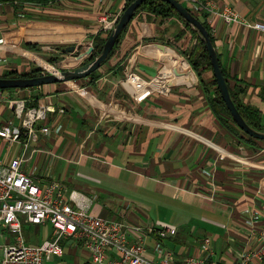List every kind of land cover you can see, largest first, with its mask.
Returning <instances> with one entry per match:
<instances>
[{
  "label": "crops",
  "instance_id": "obj_1",
  "mask_svg": "<svg viewBox=\"0 0 264 264\" xmlns=\"http://www.w3.org/2000/svg\"><path fill=\"white\" fill-rule=\"evenodd\" d=\"M212 1L264 23V0ZM125 6L124 0L0 3V75L28 71L33 62L47 69L43 58L80 65L83 47L103 32L100 15L122 13ZM207 19L231 85L243 87V103L264 115V30L226 24L210 13ZM181 28L176 17L164 24L159 17L136 16L118 53L95 79L5 90L0 124L21 123L9 100L49 109L36 124L35 138L25 130L20 142L0 138V161L7 165L21 156L24 172L38 185L58 182L73 195L74 206L86 201L96 215L143 227L156 221L175 225L177 234L163 240L174 264L205 255L234 264L253 249L264 224V141L247 139L215 114L207 98L211 90L202 85L213 71L200 76L181 53L194 44L192 35L168 43ZM72 45L80 56L65 50ZM37 226L49 227L51 236L50 224ZM147 243L156 258L155 237ZM64 247L73 264H91L88 250L71 238Z\"/></svg>",
  "mask_w": 264,
  "mask_h": 264
},
{
  "label": "built area",
  "instance_id": "obj_2",
  "mask_svg": "<svg viewBox=\"0 0 264 264\" xmlns=\"http://www.w3.org/2000/svg\"><path fill=\"white\" fill-rule=\"evenodd\" d=\"M179 1L195 12L206 11L222 17L226 24L244 23L264 30V23L249 22L231 6L218 7L212 0ZM124 2L126 5L127 0ZM122 13L101 14L98 20L100 31L110 32ZM89 45L92 46L93 42ZM5 98V90H0V104ZM9 103L21 123L0 124V138L8 142H20L22 130L26 131L28 138H35L36 124L46 118L49 107L26 108L24 101L18 99L9 100ZM42 131L48 132L49 127H43ZM22 163L21 156L12 158L7 165L0 161V236L4 235V230L10 233L6 235L0 264H47L50 256L62 257L65 254L64 241L68 238L88 250L91 264H174V253L164 245L163 240L177 234L175 225L156 221L143 227L96 215L86 201H79L74 206L73 195H68L58 182H52L45 188L38 185L24 172ZM26 224H50L52 234L41 242H29L24 229ZM151 236L155 237L152 251L156 258L149 254L147 241ZM209 243L210 237L206 236L203 246L207 251ZM186 262L223 264L219 260L210 261L207 255L189 256ZM234 264H264V224L253 249L241 254Z\"/></svg>",
  "mask_w": 264,
  "mask_h": 264
},
{
  "label": "trees",
  "instance_id": "obj_3",
  "mask_svg": "<svg viewBox=\"0 0 264 264\" xmlns=\"http://www.w3.org/2000/svg\"><path fill=\"white\" fill-rule=\"evenodd\" d=\"M56 1H58V0H0V3L49 4V3H54ZM133 1L134 0H127L126 7ZM189 10L202 21L204 26L210 32V37H211L212 42L215 44V39L212 35V30H211L210 24L208 23V20H207L208 13L206 11L198 13V12L191 10L190 8H189ZM136 16H140L141 19L148 17V16L159 17L164 24L167 23L168 21H170V19L173 17H176L177 19H179L183 24V28H181L173 37H171V39L168 40V43H170L171 45H175L180 39L184 38L186 33L191 34L192 40H194V42H193L194 44L188 46L186 48V50H181V53L186 56L188 62L192 66V68L200 76L207 69L213 71L209 52L205 46L204 41L202 40V38L199 34V32L191 24H189L170 3H168L167 1H164V0H145L141 4V6L138 8L133 19ZM130 23L124 29V31L122 32V34L118 38L117 42L115 43V45H114L111 53L109 54L107 60L102 65L108 63L118 53V51L121 47V44L123 42V39H124V37L128 31V28L130 26ZM102 33L103 34L105 33V36H102L103 35ZM102 33H99L95 37L94 44L92 46L83 47L85 53H84V57H83V62L80 65L94 60L101 53L102 48H103L110 32H102ZM151 39H153V38H148L147 40H151ZM77 49L80 50V48H78V47H77ZM219 58H220V56H219ZM122 60L119 59L118 64H120L122 62ZM51 63L53 65H57L60 68V70H65V69L71 68V67H67V66L63 65L61 60L57 59V58H52ZM220 64H221V60H220ZM80 65H78V66H80ZM75 67H77V66H75ZM72 68H74V67H72ZM221 68H222L224 76L228 82L231 97H232L236 107L238 108V110L242 114L243 118L246 120V122L252 128H254L258 131L264 132V115L257 108L245 105L243 103L241 95L245 91V89L243 87L239 86L238 84H236V86L233 87L231 85V78H232L231 74L222 64H221ZM97 70H95L94 72H92L89 75V76H91L92 80L96 78ZM46 73H49V71L46 69H42L41 67H38V66H33L28 71L7 70L0 76L5 77V78L34 77V76H39V75H43ZM202 85H203L204 89H206L208 91L211 90V92H210L211 94L207 97L209 100V103L211 104V107L213 108L215 114H217L219 117H221L224 120V122H227V124L230 126L229 128H232V127L235 128V130L237 132H241L243 134V136H245L247 139H249L251 141H264L262 139H257V138L250 136L249 134L244 132L241 128H239V126L236 124L235 120L233 119L232 114H231L230 110L228 109L225 101L222 98V95L219 91L215 76H213V78L209 82H205L202 79ZM14 89H19V88H10V89H3V90H14ZM207 93H209V92H207ZM36 227H37V229H39L37 225H36ZM26 238H27V241L31 242V238L29 236L26 235ZM65 255H66V253L62 257H58V258H63ZM50 264H55V263H50ZM82 264H89V263L85 262Z\"/></svg>",
  "mask_w": 264,
  "mask_h": 264
},
{
  "label": "water",
  "instance_id": "obj_4",
  "mask_svg": "<svg viewBox=\"0 0 264 264\" xmlns=\"http://www.w3.org/2000/svg\"><path fill=\"white\" fill-rule=\"evenodd\" d=\"M144 1L145 0H134L125 8L116 26L110 31L109 36L102 48L101 53L94 60L71 69L69 68L65 70L49 71V73L34 77L5 78L0 76V90L10 89V88H28V87L41 86L51 83L78 80L87 77L92 72L100 68L102 64L107 60L118 38L120 37L124 29L127 27V25L131 22L138 8L141 6V4ZM164 1L170 3L179 12V14L199 32L209 52V56L211 58V63L213 67V73L217 81L219 91L228 109L230 110L236 124L239 126V128H241L244 132H246L250 136L264 140V132L252 128L246 122V120L243 118L242 114L236 107L230 94L228 82L221 68L219 54L217 52L215 44L211 40L210 32L208 31V29L204 26L202 21L197 16H195L189 10V8H187V6H185L181 1L179 0H164ZM65 50L74 52L77 56L81 55V51L77 49V47L74 45L68 46L67 48H65Z\"/></svg>",
  "mask_w": 264,
  "mask_h": 264
},
{
  "label": "rangeland",
  "instance_id": "obj_5",
  "mask_svg": "<svg viewBox=\"0 0 264 264\" xmlns=\"http://www.w3.org/2000/svg\"><path fill=\"white\" fill-rule=\"evenodd\" d=\"M188 7V6H187ZM189 8V7H188ZM161 34V33H160ZM163 35V34H162ZM84 57V56H83ZM83 57L81 58L80 60V64L83 62ZM44 60H46V62L49 63V66H48V71H56V70H60V68L57 66V65H53L49 62V60L47 61V59L49 58H43ZM72 59H66L64 62H62L63 65L69 67L71 66L72 67H75V66H72L78 62H74V60ZM34 66L38 65L36 62H33ZM39 67H41L42 69H46L44 68L43 66L39 65ZM46 69V70H47ZM24 229H25V232H26V235L29 236L31 238V241L35 238V242L37 241H42L43 239L49 237L48 234H49V231H50V228L49 227H39V229H37L36 226L34 225H29V224H26L24 226ZM40 230V232H39ZM6 235H10L9 231L8 230H4V235L3 236H0V256H2V252H3V246L5 245L6 243ZM69 242H67V244H65V246H67V248L69 247ZM51 263H55V264H73V260H72V257L69 255V254H66L63 258H58L56 256H54V259L52 260Z\"/></svg>",
  "mask_w": 264,
  "mask_h": 264
}]
</instances>
